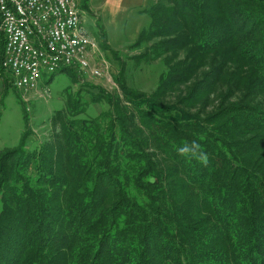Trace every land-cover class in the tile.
Wrapping results in <instances>:
<instances>
[{
	"label": "trees",
	"instance_id": "16d2710c",
	"mask_svg": "<svg viewBox=\"0 0 264 264\" xmlns=\"http://www.w3.org/2000/svg\"><path fill=\"white\" fill-rule=\"evenodd\" d=\"M150 1L154 91L67 87L53 141L0 152V264H264V0Z\"/></svg>",
	"mask_w": 264,
	"mask_h": 264
},
{
	"label": "rangeland",
	"instance_id": "374dc122",
	"mask_svg": "<svg viewBox=\"0 0 264 264\" xmlns=\"http://www.w3.org/2000/svg\"><path fill=\"white\" fill-rule=\"evenodd\" d=\"M149 3L150 0H86V9L93 15V24L85 22V27L98 37L96 40L103 54L102 58L109 64L107 74H100L98 78L91 79L85 75L77 77V73L72 70L58 71L50 75L44 84V91L40 87L37 88L28 94L26 101L5 79H0V152L18 146L25 129L28 131L25 148L53 141L55 133H59V128L58 125L53 126L50 119L56 110H63V90L67 87L73 94L79 87L92 93L96 90L88 85H93L109 95L117 94L121 97L115 82L119 74L124 85L135 93H152L158 75L163 70L161 58L154 60L150 52L145 59L139 56L145 53L147 47L156 39L131 47L139 32L148 27L149 17L145 9ZM84 15L83 12L82 17ZM102 31L110 51L100 48L99 32ZM3 80L5 82H2ZM82 95L87 98L84 92ZM213 107L214 104L212 107H205L204 112L211 111ZM100 108L104 109V105L88 104L84 116H94Z\"/></svg>",
	"mask_w": 264,
	"mask_h": 264
},
{
	"label": "built area",
	"instance_id": "2783aa9c",
	"mask_svg": "<svg viewBox=\"0 0 264 264\" xmlns=\"http://www.w3.org/2000/svg\"><path fill=\"white\" fill-rule=\"evenodd\" d=\"M81 0H0V79L26 101L51 74H107L95 36L85 27Z\"/></svg>",
	"mask_w": 264,
	"mask_h": 264
},
{
	"label": "clouds",
	"instance_id": "9594fccd",
	"mask_svg": "<svg viewBox=\"0 0 264 264\" xmlns=\"http://www.w3.org/2000/svg\"><path fill=\"white\" fill-rule=\"evenodd\" d=\"M176 151L181 157L195 159L204 165L208 163L207 152L202 148V145L195 140L191 143H183Z\"/></svg>",
	"mask_w": 264,
	"mask_h": 264
},
{
	"label": "crops",
	"instance_id": "0c3cea01",
	"mask_svg": "<svg viewBox=\"0 0 264 264\" xmlns=\"http://www.w3.org/2000/svg\"><path fill=\"white\" fill-rule=\"evenodd\" d=\"M146 1H148V0H146ZM89 15H88V14ZM84 17H83V21H84V23L85 22H89V23H92L93 24V15L92 14H90L89 13V10L88 9H84ZM86 24V23H85ZM99 31V30H98ZM90 32H92V30H90ZM103 32V31H102ZM93 33V32H92ZM94 34V33H93ZM105 42H106V40H105ZM106 44H107V42H106ZM115 51V50H114Z\"/></svg>",
	"mask_w": 264,
	"mask_h": 264
},
{
	"label": "water",
	"instance_id": "95a60500",
	"mask_svg": "<svg viewBox=\"0 0 264 264\" xmlns=\"http://www.w3.org/2000/svg\"><path fill=\"white\" fill-rule=\"evenodd\" d=\"M149 180L151 181L152 179L150 178Z\"/></svg>",
	"mask_w": 264,
	"mask_h": 264
}]
</instances>
